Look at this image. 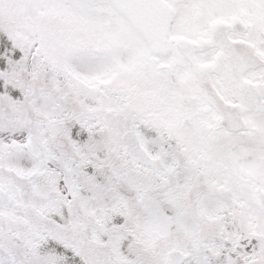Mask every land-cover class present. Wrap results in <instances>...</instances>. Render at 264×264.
<instances>
[{"label": "snow or ice", "instance_id": "obj_1", "mask_svg": "<svg viewBox=\"0 0 264 264\" xmlns=\"http://www.w3.org/2000/svg\"><path fill=\"white\" fill-rule=\"evenodd\" d=\"M0 264H264V0H0Z\"/></svg>", "mask_w": 264, "mask_h": 264}]
</instances>
